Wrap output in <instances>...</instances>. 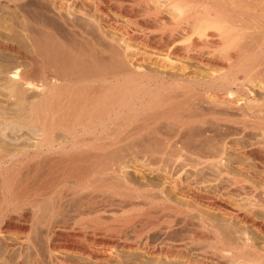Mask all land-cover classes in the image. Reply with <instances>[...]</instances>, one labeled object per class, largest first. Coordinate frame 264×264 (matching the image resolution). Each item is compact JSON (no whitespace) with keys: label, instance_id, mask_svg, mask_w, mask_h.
I'll use <instances>...</instances> for the list:
<instances>
[{"label":"bare ground","instance_id":"6f19581e","mask_svg":"<svg viewBox=\"0 0 264 264\" xmlns=\"http://www.w3.org/2000/svg\"><path fill=\"white\" fill-rule=\"evenodd\" d=\"M123 1L0 0L12 10L10 18L23 21L33 49L30 55L15 41L11 27L15 35L0 40V50L18 62L0 67V94L12 102L13 118L41 128L33 145L0 146V172H7L0 176V205L31 206L24 223L17 221L21 215L0 222L2 248H18L14 264H125L118 252H108L118 245L167 264H264V215L256 211H264V199L241 206L216 193L222 180L243 185L233 170L243 171L245 159L264 163L261 150L235 144L239 129L226 124L238 121L234 114L242 123L248 114L263 120L264 0ZM113 12L146 31L117 27ZM79 24L111 43L98 47L107 57L112 46L113 53L119 50L109 53L106 72L91 51L59 38ZM39 50L49 57L43 68L29 70L25 62L39 65ZM91 66L96 71L87 73ZM4 108L0 113L9 114ZM43 108L50 112L46 117ZM108 125L117 128L109 131ZM54 130L66 139L55 138ZM26 160L34 163L20 181L9 167ZM68 179L78 195L74 214L98 215L86 222L95 228L92 234L68 231L63 193L60 201L39 207L50 194L46 182L62 186ZM108 206L112 214H127L111 235L100 217ZM33 208L41 211L36 219ZM31 215L39 225L34 236L27 233ZM56 234L64 241L53 239ZM25 248L33 251L27 259Z\"/></svg>","mask_w":264,"mask_h":264},{"label":"rangeland","instance_id":"374dc122","mask_svg":"<svg viewBox=\"0 0 264 264\" xmlns=\"http://www.w3.org/2000/svg\"><path fill=\"white\" fill-rule=\"evenodd\" d=\"M128 3V0H124L123 1V4L124 5H126ZM8 8L9 7H5L4 5H0V14L2 15V17L3 18H1V23H0V40H1V42H7V41H9L10 39H11V34H14L15 36V41H17L18 43H20V44H26V47H25V49L27 50V52H29V54L30 55H32V52H33V49H32V47L30 46V43H29V41H28V39L26 38L25 39V37H24V33L22 32V26H23V21H20L19 22V20H17V19H12V18H10L11 17V13H12V10L10 9V11L8 10ZM5 9V10H4ZM7 11V12H6ZM3 13V14H2ZM6 13V14H5ZM5 15V16H4ZM6 15H8V16H6ZM111 15H112V17H114L113 19L116 21V25H117V27H122V26H128V27H130L131 29H133L134 30V32L135 33H137V34H140V33H143V31H146V29H144L143 27L144 26H142V25H140V22H139V24H138V22L136 23L134 20H131V19H128V18H125V17H122V16H120L117 12L115 13V12H113V13H111ZM110 15V16H111ZM4 17H6V18H4ZM9 17V18H8ZM111 17V18H112ZM8 18V19H7ZM110 18V17H109ZM7 20V21H6ZM14 21V22H13ZM125 21V22H124ZM120 24V25H119ZM46 25V24H45ZM79 25H81V26H77L76 28H73V32L70 30L69 32L68 31H66V30H64L63 31V33H62V31L59 33V35H60V39L61 40H63V42L65 41V43L67 42V44L69 43V45H71L72 44V46L71 47H75L74 49H76L77 47H79V46H81L82 45V47H81V49H83V51H84V53L86 52V53H88L89 51H91L90 52V54L92 55V56H94L93 58H96L97 57V59H95V60H98V62H97V67L99 66V65H101V66H99L100 68V70H102V72L104 71V72H106V70L105 69H103L104 67H106V65H107V60L106 59H108L111 55L110 54H112L113 53V51H114V47L112 46L111 48H113V51H112V49L111 50H109V49H107L108 50V52L110 53H108V57H107V53H101L100 52V49L98 48L99 47V45H105V46H107V48L109 47V46H111V43H109L107 40H104L102 37H100V35H98L95 31H94V29L93 28H91L92 29V31H94L93 33L95 34H93L92 32H89L88 30H90L89 29V27H86V25H84L83 26V24H79ZM119 25V26H118ZM13 28V29H15V31H13V32H10V30L9 29H11V28ZM92 27V26H91ZM12 29V30H13ZM20 29V30H19ZM144 29V30H143ZM87 30V31H86ZM17 31H18V33H17ZM22 33H21V32ZM109 31L110 32H112V33H114L115 32V35H118L119 34V32L118 31H116V30H112V29H109ZM114 31V32H113ZM67 32V33H66ZM82 32V33H81ZM87 32V33H86ZM118 33V34H117ZM19 35V36H18ZM18 36V37H17ZM67 39H69V40H67ZM19 40V41H18ZM25 40V41H24ZM70 41V42H69ZM71 43V44H70ZM75 43V44H74ZM27 44H29V45H27ZM87 44V45H86ZM110 44V45H109ZM76 45V46H75ZM142 46L141 44H137V46ZM85 47V48H84ZM80 48V47H79ZM78 49V48H77ZM31 50V51H30ZM85 50H89V51H85ZM40 52H42V54H40V56H38V61H41L40 63H39V65H33V67L35 68V66H36V68L34 69L31 65H29L30 63L29 62H25V65H26V63H27V65H26V67L27 68H29V66L32 68L31 70H36V71H38V69H41V68H43L42 66H43V63H46V60H47V58L49 57L48 55L49 54H47L46 52H45V50H39ZM119 50L116 48L115 49V52L113 53L114 54V56H115V53H119L118 52ZM4 52V53H3ZM39 52V53H40ZM51 52V51H50ZM112 52V53H111ZM7 53V52H6ZM5 53V51H3V50H0V67H4V68H10V67H12V66H15V64H18V62L16 61V59H14V57H12L11 55H9L8 56V54H6ZM52 53V52H51ZM60 53H64V50L63 51H61ZM94 55H93V54ZM99 53V54H98ZM42 55V56H41ZM59 55V54H58ZM100 55H101V57H100ZM106 55V56H105ZM119 55V54H118ZM44 56V57H43ZM96 56V57H95ZM103 56V57H102ZM117 56V55H116ZM118 57V56H117ZM44 58V59H43ZM101 58V59H100ZM103 59V60H102ZM102 60V61H101ZM28 61V60H27ZM101 61V62H100ZM17 62V63H16ZM104 62V63H103ZM29 63V64H28ZM9 66V67H8ZM40 66H41V68H40ZM38 67V68H37ZM103 67V68H102ZM47 68V67H46ZM95 68L93 67V66H91V67H89V70L87 71V73H94L96 70H94ZM29 70H30V68H29ZM92 70H93V72H92ZM109 79H112V78H109ZM115 80L114 79H112L111 80V82H114ZM80 83L81 82H78V83H75V87H78V86H80ZM82 84V83H81ZM83 84H85V83H83ZM95 85H100L99 83H94ZM110 87V86H109ZM30 93V92H29ZM35 92L34 91H32L29 95H35L34 94ZM32 97V96H31ZM3 97V95H1L0 94V108H4L6 111H9V107H11L13 104H12V102H10V101H8L6 98H4ZM12 104V105H11ZM7 107H8V109H7ZM44 110V111H43ZM2 111V110H1ZM11 111H13V109L11 108V110L9 111L10 113L9 114H2V113H0L1 115H0V146L1 147H3L5 144L6 145H11V146H9V147H20V145H23L24 143L26 144V145H33L34 144V142L37 140V137L39 138V133H41V128H40V125L38 126V124H36V122H34V121H30V122H27L26 124L25 123H21L20 121H17L15 118H13V116H14V114H11V113H14V112H11ZM43 112V117H46V115H48V114H50V112H48V110H45V108H43L42 110H41V113ZM48 112V114H46ZM41 113L39 114L40 116H41ZM6 115V116H5ZM13 115V116H12ZM232 115V114H231ZM235 115V117L238 119V121H236V122H233V123H230V122H227L226 124H228V126L231 128V129H233V131L235 130V131H237L236 130V127H237V129H239V133L237 132V134H235V136H233V141L235 142V144L238 146V144L239 145H241V144H244V145H246L248 148H253V149H255V150H261L262 152H263V154H264V134H262V129H264V115H263V120L262 121H260V117H262V115H260L259 114V117H258V114H248V116H246V117H249V118H246L245 119V121L247 120L248 122H245V121H243V123H242V115L241 114H238L237 116H236V114H234ZM257 115V116H256ZM15 117V116H14ZM258 117V118H257ZM257 119V120H256ZM238 122V123H237ZM226 124L224 125V126H226ZM234 124V125H233ZM238 126H237V125ZM248 124H250L249 125V128H247L246 126H248ZM251 124H254L255 125V128H253L254 127V125H251ZM246 125V126H245ZM234 126H236L235 128H234ZM243 126H244V128H243ZM253 126V127H252ZM256 126H258V127H256ZM113 127V128H112ZM242 127V128H241ZM247 129H246V128ZM252 127V128H251ZM259 127H260V130H259ZM117 127L116 126H112L111 125V128H110V125H108V130L109 131H115V129H116ZM247 130V131H245V130ZM55 131V130H54ZM260 131H261V133H260ZM63 132V131H62ZM36 134V135H35ZM38 134V135H37ZM257 134V135H256ZM244 135V136H243ZM55 138H58V139H61V140H65L66 139V137H64V134L63 133H61V130L59 131V130H56L55 132H54V135H53ZM256 136V137H255ZM60 137H62V138H60ZM63 137H64V139H63ZM33 139V140H32ZM246 139V140H245ZM252 141V142H251ZM258 141V142H257ZM8 143V144H7ZM33 143V144H32ZM238 143V144H237ZM252 143V144H251ZM256 143V144H255ZM260 143V145H257V144H259ZM263 143V144H262ZM16 144V145H15ZM24 144V145H25ZM262 144V145H261ZM234 156H236V155H234ZM240 157V158H239ZM238 157V159L240 160V159H244V157L243 156H239ZM38 159H40L39 157H38ZM263 160V159H262ZM262 160L260 159V158H257V157H251V158H248V159H245L244 160V164H245V168L243 169V171H237L236 169H234L233 171H234V173H237L236 175H238V178L240 179L241 178V180H243V185H235L234 183H232L231 185L229 184V182H228V184H227V182H224V180H222V184L224 185V188H221V189H217L216 188V193L218 192L221 196H223V198H224V200L227 202H230V203H233V201H234V203H238V204H240L241 206H244V205H246V203L248 202V199L250 200H256V199H258V198H263L264 199V166H263V162H262ZM34 160H31V161H29V160H26V161H23L22 163H18V164H16L15 163V165H11L10 167H9V170L10 171H14V169H16V172H18L17 173V177H18V180H20V181H23L24 180V176H25V173H26V171L27 170H29V168H31L32 166H33V162ZM242 161V160H241ZM248 162V163H247ZM262 162V163H261ZM42 163V162H41ZM41 163H38V167H39V170L42 168V166L44 167V164H41ZM38 167H37V169H38ZM44 169H45V167H44ZM41 170H43V168L41 169ZM237 171V172H236ZM263 171V172H262ZM6 171H1L0 172V176L2 177V175L1 174H3V173H5ZM24 174H23V173ZM7 173V172H6ZM239 173V174H238ZM1 177H0V180H1ZM19 177H20V179H19ZM69 181H65V185H66V188H69L68 190L66 189V188H63V187H65V185L62 187L61 185H56L55 184V182L53 183V182H51V181H48V182H46L45 183V185H46V187H50L51 188V190H50V192H48V193H50V194H46L43 198H41V204H40V208H44L45 206H48V205H50V204H54L55 202H57V201H60L59 199H58V195L60 194V193H63L64 195H63V199L61 200V204H60V208H64V209H66V211H67V213L69 214V221H68V227H70L69 228V232L70 233H73V234H78V233H84V234H92V232H94V230H95V228L93 227H90L89 226V224L88 223H86V222H88V221H91L90 219H95V217L96 216H98V215H95V214H92V215H90V216H86V218L85 219H83V218H80L79 217V215H78V213H75L74 214V212H76L77 210H75L74 209V200H76L77 199V196L78 195H75V196H73L74 194H73V190L75 189L74 188V186H75V184H74V182L72 181V179L70 180V179H68ZM226 181V180H225ZM71 183H73V185L71 184ZM48 184V185H47ZM55 185V186H54ZM234 185V186H233ZM61 186V187H60ZM233 186V187H232ZM239 186V187H238ZM242 186H243V188H242ZM56 187V188H55ZM62 188V189H61ZM222 189H224V190H222ZM243 189V190H242ZM65 190V192H66V194L63 192V191ZM220 191H222V192H220ZM247 193H246V192ZM77 193H79V192H76L75 194H77ZM222 193V194H221ZM224 193V194H223ZM249 193V194H248ZM56 194H57V196H56ZM47 195H49V196H47ZM36 196V195H35ZM225 196H226V198H225ZM261 196V197H260ZM53 197V198H52ZM228 197V198H227ZM248 197V198H247ZM253 199H252V198ZM36 198H40V196L38 197V195H37V197ZM70 198H72V199H70ZM245 198V199H244ZM55 199V200H54ZM227 199V200H226ZM243 199V200H242ZM71 203H70V202ZM64 205V206H63ZM1 206V205H0ZM12 206V205H11ZM21 206H22V208H21ZM44 206V207H43ZM19 209V211H18V209ZM26 207H29V205L28 206H23V205H18V206H12V207H9L8 209L7 208H5V209H3L4 208V206H1V208H0V222H4L5 220L6 221H8L9 220V218L10 219H12V217H13V215H14V217H17L18 215L20 216V219H18L17 221L20 223V222H23L22 221V214L24 213L25 214V211H26V209H28V208H26ZM31 207V206H30ZM29 207V208H30ZM113 206H108L107 207V209H106V211L102 214V216H100V217H102L101 219H102V221L104 222L105 221V226H108V224L109 225H111V226H108L109 228H110V230L111 231H109V229L108 230H105V232L106 233H108V234H115V231L113 230V229H115V226H117L118 225V222H122V220L127 216V214L126 213H123V211L122 210H116V213L115 214H112L110 211H111V208H112ZM16 208V209H15ZM24 208V209H23ZM8 210V211H7ZM13 210H16V211H13ZM31 210H34V211H32V215L35 217V216H39L40 215V213H41V211H36V209L35 208H33V209H31ZM108 210H109V212H108ZM261 209H256V211H257V214L260 216H263L264 215V211H260ZM2 211L4 212V213H2ZM5 211H6V213H5ZM22 211V212H21ZM74 211V212H73ZM21 212V213H20ZM38 214H37V213ZM8 213H10V214H8ZM20 213V214H19ZM36 213V214H35ZM111 213V214H110ZM159 212H157V216L159 215V217L158 218H160L161 216V214L159 213ZM6 214V215H5ZM15 214H17V215H15ZM78 216H77V215ZM154 214V213H153ZM8 215V216H7ZM11 215V217H9ZM32 215L30 216V219H32V220H30V221H28L27 222V233L29 234L30 233V235L31 236H34V230H35V228L36 227H39V225H37L36 223H35V219L38 217H35V219H34V217H32ZM99 215H101V214H99ZM155 215H156V212H155ZM18 216V217H19ZM95 216V217H94ZM152 217L154 216V215H151ZM4 217V218H3ZM9 217V218H8ZM7 218V219H6ZM151 218V217H150ZM154 218V217H153ZM157 218V219H158ZM154 219H156V217L154 218ZM85 220H87V221H85ZM159 220V219H158ZM5 221V222H6ZM71 221V222H70ZM84 221H85V223H84ZM25 222V221H24ZM23 222V223H24ZM113 222V223H112ZM82 223H84V224H86V225H88L89 227L87 228V226L85 225L84 226V224H82ZM108 223V224H107ZM107 224V225H106ZM115 224V225H114ZM117 224V225H116ZM112 225H113V227H112ZM83 227V228H82ZM85 227V228H84ZM185 228V227H184ZM183 228V229H184ZM109 231V232H108ZM184 231H185V229H184ZM59 232V231H58ZM32 233V234H31ZM8 237H10V238H12L13 236L12 235H10V236H8ZM52 238L53 239H55V240H59V241H64V238L62 237V236H60L59 234L57 235H53L52 236ZM13 239V238H12ZM257 239V240H256ZM255 240L256 241H260L261 239L259 238V237H255ZM204 245V244H203ZM202 245V246H203ZM116 248H118L117 250H116ZM24 250V249H23ZM23 250H21L22 252H23V258L24 259H27L30 255H31V253L33 252L32 251V249L30 248V249H26L25 248V250L27 251V252H24ZM28 251H31V252H28ZM118 252L119 253V255H121L120 256V258L121 259H124V261H123V263H125V264H167L164 260H162L161 258H159V259H157V258H151V257H146V255H144V253L142 252V251H140V250H138V252L137 251H124L123 249H121V247H120V245H118V246H116L114 249L112 248V249H108V252ZM18 253V254H17ZM136 253V254H135ZM5 254V255H4ZM132 256H131V255ZM4 255V256H3ZM18 255H19V250H18V248L16 249H14V250H11V251H7V250H5L4 248H2V245H1V243H0V264H14V262H15V260L17 259V257H18ZM27 258H26V257ZM11 257V258H10ZM128 259V260H127ZM147 259V260H146ZM11 260V261H10Z\"/></svg>","mask_w":264,"mask_h":264}]
</instances>
